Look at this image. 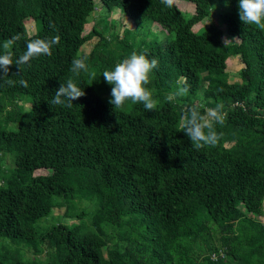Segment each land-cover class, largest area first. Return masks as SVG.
I'll return each mask as SVG.
<instances>
[{"label":"trees","instance_id":"16d2710c","mask_svg":"<svg viewBox=\"0 0 264 264\" xmlns=\"http://www.w3.org/2000/svg\"><path fill=\"white\" fill-rule=\"evenodd\" d=\"M184 1L192 13L161 0H0V45L22 36L14 59L26 50L27 18L33 38L60 37L51 56L23 71L11 66L9 78L28 87L0 83V239L35 253L46 240L53 251L42 262L0 248V264H264V30L239 19V0ZM114 10L132 27L105 23ZM212 11L235 41L225 46L213 22L193 30ZM133 51L159 61L147 86L158 101L151 112L131 102L115 112L109 103L102 73ZM78 56L94 77L70 71ZM231 56L242 63L236 82L220 72ZM69 78L85 96L71 108L50 105ZM178 81L190 91L171 103ZM217 103L227 112L222 138L196 150L179 128L182 111ZM89 203L99 210L88 226ZM65 206L78 224L38 223ZM194 244L207 254L195 256Z\"/></svg>","mask_w":264,"mask_h":264},{"label":"clouds","instance_id":"9594fccd","mask_svg":"<svg viewBox=\"0 0 264 264\" xmlns=\"http://www.w3.org/2000/svg\"><path fill=\"white\" fill-rule=\"evenodd\" d=\"M166 7H172L174 0H161ZM239 19L244 25L254 26L264 30V0H239ZM54 27V25H53ZM26 50L18 58L14 59L13 48L22 39L21 34H16L6 39L0 48V83L14 86L16 83L23 87H28L26 80L14 81L9 78L11 66L15 64L21 71L25 65H29L33 59L41 56H51L55 45L60 41L59 36L52 38H33L31 34H26ZM235 40H225V46ZM87 58L78 56L72 60L70 71L74 75L80 73L95 76L94 71H90L86 62ZM159 61L156 58H149L147 55L133 51L129 56L115 64L112 70H105L102 73L104 80L112 86L111 99L109 103L115 112L122 109L128 102L142 104L147 111L157 109L158 101L154 98L153 92L147 86L151 83L152 73L158 68ZM16 73L14 75H19ZM7 78V79H6ZM190 87L186 83L177 82V87L166 96L171 103L178 102L179 98L189 94ZM85 96L73 79L69 78L61 83L55 91L52 106H63L71 108L75 100ZM227 117L225 106L217 103L215 107L207 108L203 112L200 106L193 104L185 107L179 118V128L187 135L191 145L196 150L208 146H215L222 138V134L217 132V126H223Z\"/></svg>","mask_w":264,"mask_h":264},{"label":"rangeland","instance_id":"374dc122","mask_svg":"<svg viewBox=\"0 0 264 264\" xmlns=\"http://www.w3.org/2000/svg\"><path fill=\"white\" fill-rule=\"evenodd\" d=\"M174 4L180 8L183 11H186V14L188 13H192L193 11V4H189L184 0H174ZM99 4H96V9L92 14L93 16H96L98 14V7ZM120 22L117 26H114V30H118L119 32L122 31V27L123 26H127V27H132V22L129 18L122 16V14L120 12H118L117 10H114V12H112L110 14V16H107V18L104 20L105 23H110V22ZM209 22H213L214 24H217L222 30H223V39L224 41L227 40H235V38L231 35H229L226 30L225 27L223 25H220L218 22V18H217V12L216 11H212V13L207 16L206 19L202 20L200 23H197L193 26V30L194 31H201ZM93 25V21H89L85 26H84V31L87 32ZM123 25V26H122ZM25 26L27 28L28 33L32 34L35 31V25L34 22L31 18H27L25 20ZM100 28V27H99ZM155 30V28H154ZM112 31V30H111ZM97 41V37L92 38L91 40L87 41L81 48L82 53H88L91 51V49L93 48L95 42ZM233 42V41H232ZM229 42V43H232ZM226 65L225 67L222 69V77H224L226 80H228L229 82H236L238 81L239 78V70L242 67V63L240 62V59L238 56H231L226 60ZM1 167L2 169L8 171L11 167H12V161L11 158L7 157L5 158L4 161H2L1 163ZM43 170H38L37 172H42ZM99 210V205L96 203H89L84 207V211L87 214L88 217L84 218V223L85 225L89 226V217H91L94 213H96ZM69 214V215H68ZM250 216L253 217H257L256 215L252 214V213H247ZM259 219L261 221H264V217H259ZM58 222H62V223H66L69 225H76L78 224V218L72 216L69 213L68 207H60V208H56L53 211L52 216L47 217V218H39L38 219V223L41 226H47L51 223H58ZM5 241L7 242L8 240H2L0 239V248L1 249H5L7 251H9L10 253L13 254H20L21 252V257L22 259H40L42 262H46L48 257H50L52 251H53V246L51 245L50 242L44 240L42 241L39 246H37L38 251L37 253H35V251H33L32 249H27L25 248V246L22 243H17V242H13V243H5ZM212 242H214V244H216L215 239H212ZM189 247L193 250L195 256L202 257L204 255L207 254V250L205 249L204 245L202 244H194V245H189ZM20 248H23L20 251ZM104 254L106 253L105 250H103ZM213 257V255H212Z\"/></svg>","mask_w":264,"mask_h":264},{"label":"crops","instance_id":"0c3cea01","mask_svg":"<svg viewBox=\"0 0 264 264\" xmlns=\"http://www.w3.org/2000/svg\"><path fill=\"white\" fill-rule=\"evenodd\" d=\"M187 3H189V2H187ZM189 4H192V3H189Z\"/></svg>","mask_w":264,"mask_h":264}]
</instances>
